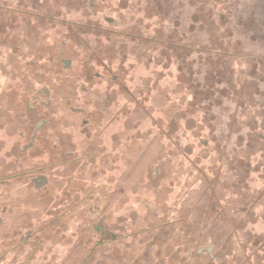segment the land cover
<instances>
[{"label":"rangeland","instance_id":"rangeland-1","mask_svg":"<svg viewBox=\"0 0 264 264\" xmlns=\"http://www.w3.org/2000/svg\"><path fill=\"white\" fill-rule=\"evenodd\" d=\"M32 1L0 7V175L73 160L86 180L73 199L95 182L103 197L58 205L42 228L34 190L1 182L0 264H80L101 214L125 235L100 264H264V0H37L40 22ZM93 22L103 30L83 34Z\"/></svg>","mask_w":264,"mask_h":264},{"label":"trees","instance_id":"trees-1","mask_svg":"<svg viewBox=\"0 0 264 264\" xmlns=\"http://www.w3.org/2000/svg\"><path fill=\"white\" fill-rule=\"evenodd\" d=\"M32 5H27L30 6L31 9L27 10V13L31 16L34 17V19L38 22H40V13L38 12V7H37V3L38 1H32L31 2ZM7 2H5V0L3 1V4L0 7H4L7 10H10L12 8V10H15L18 13V9L12 6H9ZM20 10V9H19ZM23 11L21 9V13H23ZM55 19V18H54ZM43 22V21H42ZM90 22V21H88ZM72 24V23H71ZM66 26V31L69 32L71 30L70 24L65 25ZM69 26V27H68ZM74 26V24H73ZM72 26V27H73ZM84 29H82L83 34H85V32H99V30H103V27L101 25H99V23H83ZM44 29V28H42ZM73 30V29H72ZM93 30V31H92ZM59 32L61 30H58ZM72 34V31H71ZM77 40V37L75 35H71V39L74 37ZM65 37L67 38V35H65ZM58 48V53L60 54V56L58 57L59 59V64L58 66L55 68L56 69H73L71 70V73L69 75H63L61 73H58L59 76H63L62 79H66V78H71L72 77V73L75 74V70L76 67L73 65V60H74V56L69 57L68 55H64L66 52L65 50H67V48L69 50H71L72 47H70V45H67V40H61L59 47ZM73 51V50H72ZM96 53H92L90 54L89 58H85L86 61V65H90L92 66L94 63V61L97 60V62H99V60L102 61V57L103 55L99 52V51H95ZM95 54V55H94ZM84 71L89 72L90 69H87ZM58 77V76H57ZM92 78V74L90 75V73H88V78ZM127 92L129 93V90H127ZM135 93V92H134ZM133 92H131V94H134ZM196 101H194V99L191 101L190 105L187 107V111L185 112V118L188 121L193 122L194 119V115L196 113V111H199V107H197L198 105H196L195 103ZM57 106V103H54L53 105H49L48 108L49 110H46L45 114L48 113V111L50 113H52V115H54L55 113L53 112V109ZM27 110H31V108L28 106ZM190 123V122H189ZM34 132V131H33ZM35 148H30L28 151L24 150L23 151V155L24 156H31L30 152H33ZM73 160L70 161V163L65 162V164H61L60 162H58V164H55L54 162H50V161H40L39 163L37 161H35V158L31 160V165L26 166L22 171L18 170V171H14L11 172L10 174L6 175L4 174L3 176L0 175V183H5L8 185V188H6L4 195H7L11 192V190H15L17 193H19V195H21L22 193H26L27 194V189L30 190V194H33V191L35 192V194L33 195V200L32 198L31 201L26 202V204L28 203L29 205L36 207V208H40L42 209L41 214H45V215H50V218L47 219V221L42 222L41 227H47L49 223L53 222L54 219H57L59 217V213L56 211L57 206L61 205V204H67L69 202H74L75 206H77V204H82L85 202H87V204L89 202H95L98 203V199L101 197H103L102 193L99 192L98 188L100 186V184L96 183L95 180H92L95 183H92V191L88 192L85 194V199L83 200H74L73 199V194L71 192L73 191H69L67 189V187H70V184L72 183L73 180H75L74 182L77 185H82L83 188H86V180H84V178L82 177V174H79V176H76L77 171H79L78 167L73 168V166H71ZM79 163V162H77ZM80 164H82L80 162ZM63 166L62 169L60 171H58V173H54V170H58L59 166ZM22 168V167H21ZM20 168V169H21ZM79 173V172H78ZM205 177H203L201 180L204 181ZM58 179V181H57ZM63 179H70L68 180L66 183L64 181H62ZM72 180V181H71ZM56 181L57 183L59 182L58 185H56ZM57 186L56 188H59L60 191L58 193V195H54L53 193V187ZM72 186V185H71ZM210 188H205V191L207 193H210ZM74 200V201H73ZM86 204V203H84ZM90 207L88 206L87 208H85L84 210H81V212H83V215L85 218L89 219L92 210ZM74 209V208H73ZM68 211V210H67ZM57 212V213H56ZM63 213V212H62ZM101 217H98L101 221H102V225L104 226V229L101 230V224L98 226V229L100 230L99 232L102 231L103 233V238L100 241H97L96 243H94L91 247H88L87 245V251H86V256L84 257V260L81 261L80 264H88L90 262L91 258V263L94 264H100L101 260H103L102 258H105L106 256H108V250L110 249V246H112L113 244H115V242L120 240V237L124 236L125 233L123 231V229L121 227L118 228H113L112 225H110L107 221L106 218L107 214H101ZM83 218V217H82ZM85 220V219H82ZM2 222L1 218H0V223ZM120 228V229H119ZM104 231V232H103ZM241 231H237L234 235L235 238H237V240H239L240 238H242L240 236ZM88 241L86 242L87 244H89L91 242L90 238L87 239ZM80 244H83V238H80ZM242 241V240H241ZM192 245H190V243H186L184 245H182L180 247V250L184 253L187 254L188 250H191ZM182 248V249H181ZM104 250V251H103ZM75 251V249L72 248L71 250V254ZM102 251V252H101ZM100 252V256H98V258H95V255L97 253ZM160 252V251H159ZM179 249L178 252H176V256H172L173 257H177L179 254ZM191 253H194V250H191ZM195 254V253H194ZM189 255V254H188ZM187 255V256H188ZM185 258V257H184ZM160 259L161 256H159L155 261L154 264H158L159 261H161ZM194 262L193 264H198L199 263V259L194 258ZM185 261V259H184ZM187 261V260H186ZM125 261H120L117 264H124ZM153 262V261H152ZM175 262H173L174 264ZM166 264V263H164Z\"/></svg>","mask_w":264,"mask_h":264}]
</instances>
